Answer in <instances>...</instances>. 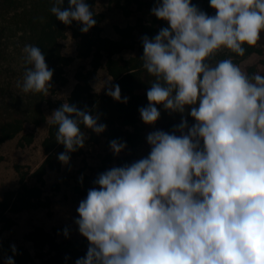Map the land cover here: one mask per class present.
I'll use <instances>...</instances> for the list:
<instances>
[{
    "label": "clouds",
    "instance_id": "9594fccd",
    "mask_svg": "<svg viewBox=\"0 0 264 264\" xmlns=\"http://www.w3.org/2000/svg\"><path fill=\"white\" fill-rule=\"evenodd\" d=\"M64 3L54 0L56 19L79 22L83 33L96 26L87 0H69L68 8ZM209 3L215 15L193 0H156L151 9L169 27L143 38L142 67L154 79L141 118L155 124L160 105L187 112L196 123L184 118L171 134L150 133L146 158L98 176V187L77 208L75 223L90 243L75 264H264V75H249L232 58L214 60L222 48L244 57L245 45L258 44L264 0ZM23 51L32 67L17 86L47 94L54 70L40 47ZM107 94L128 102L118 84ZM50 118L66 149L58 156L63 164L85 147L82 125L98 135L107 129L97 115L69 102ZM126 147L110 142L117 155ZM12 251L17 254L15 245ZM4 264L16 262L6 257Z\"/></svg>",
    "mask_w": 264,
    "mask_h": 264
},
{
    "label": "trees",
    "instance_id": "16d2710c",
    "mask_svg": "<svg viewBox=\"0 0 264 264\" xmlns=\"http://www.w3.org/2000/svg\"><path fill=\"white\" fill-rule=\"evenodd\" d=\"M202 1L209 0H193V3L200 8ZM53 2L54 0H40L38 7L33 12L34 16L38 15L39 17L36 19V24L33 23L32 26V45L41 48L46 63L50 69L54 70L51 88L55 85L64 86L68 82L66 67L74 61L75 57L63 53L62 41L67 38L71 31L76 40V58L87 60L90 68L86 69L87 67L83 65L76 71V84L66 102L97 115L100 123L107 126L106 131L98 135L82 125V130L88 137L85 146L87 143L98 144L103 140L110 145L111 141L118 140L126 142L127 147H137L142 140L144 131L139 109L148 105L147 91L154 79L142 67L143 38L145 36L150 39L154 38L162 28L169 27L168 22L157 17L151 20L138 18L137 22L132 25L125 27L116 25L115 31L120 38L114 39L103 34L101 24L104 20V14L96 10L95 0H87L95 12L94 18L97 21L96 26L91 28L88 33L81 31L82 25L77 21H73L71 25H66L56 19L50 11ZM109 2L127 16L135 10L143 9L145 5V0H109ZM69 6V0H65L63 7L68 8ZM136 47L139 51L138 55L129 58L117 56L125 50ZM245 47L247 49L245 56L258 50L256 46L245 45ZM103 65L112 77L113 84L120 86L122 98H128L127 103L119 102L108 94L99 95L94 91L91 80ZM28 101V108L23 111V114L0 121V146L22 133L26 123H30L34 127L45 123L47 121L45 104H49L57 110L65 103L59 99L55 101L49 99L48 93L36 92L31 93ZM56 131L57 126L50 121L47 135L42 141L44 160L32 173L25 171L20 164L15 165L19 182L16 188L7 190L0 198V221L4 223L0 232L15 225L16 221L12 214L50 206V200L44 196L45 175L49 170L61 168L63 163L58 159V156L66 151L64 145L56 141ZM165 132L169 134L174 132L173 122L170 123ZM34 139V133H26L20 140V144L22 146L31 144ZM84 148L70 153L71 159L82 156ZM2 159L3 156L0 154V161ZM114 161L112 155L108 154L93 175L83 174L78 180L77 192L87 197L89 189L98 187L94 181L101 173L113 168ZM117 167H122V165ZM29 175L35 178V184L28 182ZM53 187L59 188L58 184ZM65 229L68 230V233L71 232L67 225L53 226L51 229L42 225H35L25 234V240L30 244L29 247L24 244L16 245L8 238H4L0 241V253L13 257L16 264H65L57 247L60 241L64 243L68 241V236L64 234ZM12 245L16 246L17 254L13 253Z\"/></svg>",
    "mask_w": 264,
    "mask_h": 264
},
{
    "label": "rangeland",
    "instance_id": "374dc122",
    "mask_svg": "<svg viewBox=\"0 0 264 264\" xmlns=\"http://www.w3.org/2000/svg\"><path fill=\"white\" fill-rule=\"evenodd\" d=\"M39 3L40 0H0V121L23 114V111L28 108V99L32 92L24 93L17 85L18 83L22 84L26 71L32 67L27 62L26 53L23 49L26 45H32V26L33 23L36 24V19L39 17L38 15L34 16L33 12ZM144 3L143 9L135 10L127 16L109 0H95L96 10L104 14V20L101 24L103 34L119 39L120 36L115 31L116 25L125 27L135 24L138 18L144 20L154 18L151 9L155 6L156 0H145ZM200 9L210 16L216 14V10L210 6L209 1H202ZM62 43L63 53L73 56L75 59L66 67L67 84L53 86L48 92V98L53 101L59 99L66 102L76 84V71L83 65L89 69L90 65L87 60L76 58V40L71 31ZM256 48L257 51L244 57L222 48L214 54V60L232 58L249 75L255 73L264 75V33H262V38ZM138 53L136 47L125 50L117 56L129 58L138 55ZM91 84L94 91L99 95L107 94L108 88L114 85L113 79L104 65L93 76ZM157 107L161 112V117L155 124H146L141 119L144 131L142 140L137 147H126L117 155L105 140L98 144L87 143L82 156L71 159L68 164H63L59 170H49L45 175L44 196L50 200V206L12 214L16 223L10 229L0 232V241L8 238L16 245L24 244L29 247L30 244L25 240V234L35 225H42L47 229H51L53 226L67 225L71 232L66 243L59 242L57 246L59 255L63 257L65 264H75L76 259L85 257L90 242L79 232L75 223V220L79 218L77 208L80 202L86 198L76 190L80 177L85 173L93 175L108 154L112 155L115 160L113 167L118 165L123 167L126 164L146 158L151 151V145L147 141L148 135L155 131H166L172 122L174 123V131L184 118H187L190 126L196 123L187 112L181 114L165 110L160 105ZM44 109L47 115L45 123L38 127L26 123L22 133L0 146V154L3 156L0 161V198L7 190L18 186L19 175L15 169L16 164L22 165L25 171L32 173L44 160L42 141L48 132L50 116L56 110L49 104H45ZM26 133H34L35 139L31 144L22 146L20 140ZM176 134L180 135L179 132ZM28 182L35 184V178L29 175ZM55 184H58V189L53 187ZM3 227L4 223L0 221V229ZM6 257L8 256L0 253V264H4Z\"/></svg>",
    "mask_w": 264,
    "mask_h": 264
}]
</instances>
